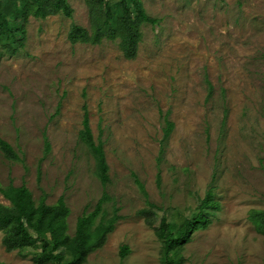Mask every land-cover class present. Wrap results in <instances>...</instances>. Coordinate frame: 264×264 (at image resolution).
<instances>
[{"label": "rangeland", "instance_id": "1", "mask_svg": "<svg viewBox=\"0 0 264 264\" xmlns=\"http://www.w3.org/2000/svg\"><path fill=\"white\" fill-rule=\"evenodd\" d=\"M67 1L71 17L28 16L16 53L0 42V141L17 155L0 145V186L63 199L70 236L106 195L107 218L119 219L84 264H167L161 219L180 223L211 191L219 209L178 262L264 264V0H142L158 24L141 26L132 59L119 39L72 42L73 25L94 29L87 0ZM85 106L106 185L81 139ZM3 241L0 231V264H40L35 248Z\"/></svg>", "mask_w": 264, "mask_h": 264}, {"label": "trees", "instance_id": "2", "mask_svg": "<svg viewBox=\"0 0 264 264\" xmlns=\"http://www.w3.org/2000/svg\"><path fill=\"white\" fill-rule=\"evenodd\" d=\"M87 4L94 34L73 25L69 35L71 41L97 44L104 36L111 40L119 39L120 49L128 59L135 57L137 45L141 40V26L145 23L158 24L157 19L147 15L142 0H87ZM52 13L71 17L73 10L67 0H0V42L3 47L13 54L16 53V47H22L24 43V22L28 16L45 19ZM84 110L81 139L94 156L97 177L106 185L109 181V166L103 145L95 142L86 106ZM173 127L174 124L167 121L166 136ZM0 145L6 154L17 158L7 142L0 141ZM46 146L49 150L48 142ZM141 189L144 191L142 185ZM0 192L10 202L9 206L0 204V231L4 232L3 243L6 249L11 251L33 247L36 249L34 258L40 264L86 263L88 255L103 246L119 219L117 209L112 217L107 218L103 209L108 200L105 195L94 211L77 219L75 234L70 236L67 221L70 210L63 199L55 205L46 204L44 199L36 202L31 191L25 186H0ZM218 209L219 205L209 191L190 217H184L180 223L163 216L159 227L156 228V235L163 244L167 264H180L177 260L179 250L201 225L210 224L209 216L215 214ZM140 214L149 219L152 211L144 209ZM258 218L260 226L264 228V213ZM62 243L69 244L70 250L62 248ZM127 251L128 248L124 247L122 255L125 256Z\"/></svg>", "mask_w": 264, "mask_h": 264}]
</instances>
